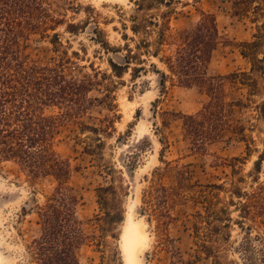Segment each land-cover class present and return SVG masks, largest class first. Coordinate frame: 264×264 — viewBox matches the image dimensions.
<instances>
[{"label":"rangeland","instance_id":"374dc122","mask_svg":"<svg viewBox=\"0 0 264 264\" xmlns=\"http://www.w3.org/2000/svg\"><path fill=\"white\" fill-rule=\"evenodd\" d=\"M47 2L55 15H64L66 23L78 24L77 29L70 33L64 26L57 27L55 32L60 43L56 46L49 41L54 31L44 35L31 34L25 49L28 57L43 63L68 57L69 60L63 62L67 77L94 79L99 73V81L90 87L88 96L102 98L108 89L117 113L111 131L101 133V155L85 151L84 147L94 144L96 138L86 130L81 131L75 121H64L55 138L57 156L67 161L70 167L68 185L77 199L75 216L87 236V241L77 250L79 264H122L119 237L114 239L111 232L102 231L94 218L98 212L95 187L110 180L122 185L126 191L124 209L134 206L138 219L146 225L150 244L143 253L142 264H213V260L203 254L196 257L197 238L192 224L196 210L200 209L199 204L182 200L173 207V220L168 223L166 231L168 241L163 245L140 213L141 192L157 169L166 183L173 182L178 167L187 170L192 182H228L231 168L227 160L233 156L244 158L243 162H235L239 174L244 176L240 186L247 190L261 187L264 192V109H258L254 104L260 105L264 101V89L249 102L246 87L225 88L227 99L244 103L234 105L232 115L248 128L246 133L253 139L249 151L243 142L237 140L215 141L206 145L204 151L193 150L185 135L181 114H194L202 108L208 100L203 90L171 85L169 81L164 89L161 88L159 76L150 63H155L161 70L163 66L154 58L145 63V70L136 79L131 77L130 69L121 77L111 70L110 61L124 64L126 52L122 46L124 30L121 23L129 25L127 19L133 12V3L130 0ZM257 4L260 7L253 12L251 7ZM173 5L171 25L174 28L194 25L200 10L215 17L218 43L207 66L208 75L249 71V60L241 55L240 45L253 40L258 27L263 26L264 0H174ZM239 7L246 8L235 12ZM97 37L107 41L108 49L99 44L97 39L100 38ZM128 43L134 45L132 41ZM258 52L259 56H264V45ZM254 74L264 84L259 73ZM106 116H112V113L104 103L95 101L81 121L98 125ZM258 158H261V165L255 169L254 161ZM105 164L113 169L110 175L103 168ZM54 186L51 177L33 180L15 162L0 161V264H38L28 249L31 240L40 232L36 205L43 203L44 196ZM230 209L232 219H239L238 212L233 207ZM246 223L253 226L251 238L254 243L256 235L264 238V215L257 218V223L247 220ZM112 233L119 236L120 225ZM244 236L243 229L231 224L230 238L223 254L225 261L255 264L254 260H243L236 249Z\"/></svg>","mask_w":264,"mask_h":264},{"label":"trees","instance_id":"16d2710c","mask_svg":"<svg viewBox=\"0 0 264 264\" xmlns=\"http://www.w3.org/2000/svg\"><path fill=\"white\" fill-rule=\"evenodd\" d=\"M130 1L134 5L127 19L130 23H121L124 30L122 46L126 52L124 64L110 61L111 70L121 77L130 69L131 77L136 79L145 70V63L150 58L156 59L163 69L153 62L150 65L159 76L161 88L164 89L169 81L179 87H197L208 96L199 111L181 114L184 132L193 150L204 151L206 145L215 141L237 140L249 151L253 139L246 133L248 128L232 115L233 106L244 103L227 99L225 88L246 87L249 102L264 89V84L254 74L259 73L264 80V56H259L258 52L264 45V23L254 33L253 40L240 45L241 55L249 60V71L236 70L227 75L211 76L207 66L218 43L213 14L200 10L194 25L174 28L171 25L174 0ZM259 7L253 5L251 10L254 12ZM244 8L239 7L235 12ZM63 16L55 15L47 0H0V161L15 162L30 179L51 177L55 183L53 190L44 196L43 203L36 205L40 232L31 240L28 249L38 264H79L77 250L87 241L75 216L77 199L68 185L69 164L59 158L54 149L62 123L75 121L81 131L93 134L96 142L84 149L90 154L101 155V133L108 134L113 128L114 117H117L116 105L108 89L102 98L88 96L90 87L99 81V73L94 79L67 77L63 62H67L68 57L47 63L28 57L25 49L31 34L44 35L54 31L49 41L56 46L60 43L55 32L57 27L64 26L66 31L75 32L78 24L66 23ZM97 32L99 34L100 30ZM97 38H100L97 39L99 44L108 49L107 41ZM129 41L134 45L131 46ZM95 101L104 103L112 116L102 118L98 125H89L81 118ZM254 104L258 109H264V101L261 106L257 102ZM162 158L160 153L163 162ZM243 159L233 156L227 160L231 168L228 182H192L187 170L178 167L173 182L166 183L160 177L159 169L153 172L149 184L141 192L139 208L161 244L168 241L166 231L173 220V207L179 201L189 200L200 206L192 224L197 238L196 257L203 254L211 258L213 264H236L223 258L234 223L245 233L236 248L238 254L243 260L264 264V238L256 235L254 243L251 238L253 226L246 223V220L257 223V218L264 215V192L261 187L247 190L240 186L244 176L239 174L235 162H243ZM260 165L261 158H258L254 168L259 169ZM103 168L109 175L113 171L106 164ZM125 195L124 187L113 180L95 187L98 212L94 218L100 223L101 230L111 232L114 239L119 236L112 230L118 229L124 220ZM231 207L238 212L239 219H232Z\"/></svg>","mask_w":264,"mask_h":264},{"label":"clouds","instance_id":"9594fccd","mask_svg":"<svg viewBox=\"0 0 264 264\" xmlns=\"http://www.w3.org/2000/svg\"><path fill=\"white\" fill-rule=\"evenodd\" d=\"M145 228L146 225L138 219L134 206H127L118 241L122 264H142L143 253L150 244Z\"/></svg>","mask_w":264,"mask_h":264}]
</instances>
